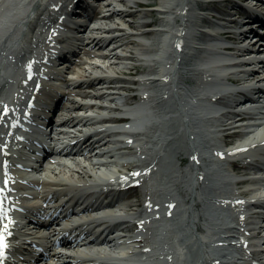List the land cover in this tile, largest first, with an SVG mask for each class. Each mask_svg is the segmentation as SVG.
Returning a JSON list of instances; mask_svg holds the SVG:
<instances>
[{"label": "bare ground", "instance_id": "obj_1", "mask_svg": "<svg viewBox=\"0 0 264 264\" xmlns=\"http://www.w3.org/2000/svg\"><path fill=\"white\" fill-rule=\"evenodd\" d=\"M95 1L98 0H91V3ZM79 3L83 4L84 9L90 11L92 6H89L90 2L87 4L79 0ZM103 3L110 8L107 12H111L102 17L93 16L91 25L97 20L100 21L96 27L88 24L81 26L83 29L86 26L87 29L82 31L81 35L78 34L80 37L73 49L75 54H79L85 48L84 55L91 57L89 47L98 48L102 51L100 56L110 60L108 71L91 73L84 68L77 77L70 80L68 87L93 85L99 80H104V83L118 84L116 86L118 88L105 89L111 92L92 97L103 102L110 99L111 103L116 104L107 106L98 101L78 102L72 99L70 100L72 104L65 102L68 108H75L76 112L84 110L92 112L93 116L77 115L74 118L70 116L63 119V124L65 127L75 128L79 124H84V128L88 124L97 126L93 133H80L84 138L91 135L94 136L93 138H98V141L86 144V147L90 149V152L98 150L96 156L102 159L108 160L107 157H109L108 162L119 157L120 162H117L115 166L121 169H117L118 171L112 169V177L99 178L93 173V169L96 168L93 163L88 165L89 167L83 163H77L78 170L72 168L71 171L68 169L55 171L54 169L53 174L58 176L44 182L43 193L33 194L32 199H42L44 204L34 209L46 210L49 202L63 193L73 196L71 202L79 201L84 195L90 193L119 196L120 193L125 192L122 186L128 179L140 181L143 183L129 189H134L131 197L136 199L127 204L129 211L136 212L138 216L126 214L127 216L123 218L114 215L106 217L122 220L123 226L131 233L121 237V242L125 244L123 246L125 250L121 252L123 257L129 255L133 258L125 260L121 256L116 259L120 262L118 264H263L261 262L264 252L256 251L252 254L244 248L248 241L251 242V247L254 246L252 243H258L255 230L260 216L254 215L251 208L262 197L260 196L262 192H252L246 186L250 181L248 179L251 178L237 180L232 172H237L241 176L249 175L248 169L239 159L242 155L250 158L256 156L258 159L263 158L264 161L263 150H255L264 148V121L257 127L251 124L249 126L251 128L247 127L249 129L246 130L245 126L240 127L237 124L231 127L230 119L219 123L217 119L209 117L210 103L216 100V96L220 97L221 101L230 99L226 82L228 77L222 78V76L230 68L227 63L231 59L230 56H222V53L217 50L218 46L208 48L204 45L206 41L205 36L202 38L203 35H201L203 32L201 25L207 22L205 18L211 17L208 2L203 0H196L194 3L191 0H103ZM43 4L46 5L47 0H0V57L12 58L18 55L22 26L33 23L32 18L36 16ZM120 4L124 8H121ZM198 6L205 10L201 12V16L192 10L199 8ZM47 9L45 8L42 13ZM235 11L230 10L228 13ZM125 16L133 18L124 25L133 29L132 32H127L123 24L115 23L117 18ZM255 16H259V12H256ZM150 17L154 20H147ZM81 19L83 18L76 21L80 22ZM110 21L112 24H109ZM159 22L165 25L164 30L153 28L154 24ZM163 32L169 33L168 35L171 33L173 43L168 42V37L162 40L156 38ZM186 42L191 46L190 50L197 53V56L189 58L197 57L195 63L198 64L195 68L188 70L196 74L192 80L194 85L189 86L180 79L181 70H187L188 65L183 63L184 56L181 52ZM111 44H114V47L109 52H105ZM197 44L199 47H196ZM202 46L205 49H202ZM69 57L68 62L64 61L60 67L72 66L69 64L72 63L69 62L72 61ZM79 62L81 68L85 64L95 70L99 68V65L83 59ZM122 65L125 67L121 69ZM199 66L204 67L205 72ZM121 74L125 76H120ZM136 74H147V76H143L141 80L127 78ZM259 75L253 72L248 74L247 78L238 75L237 79L238 81L248 80L243 82L245 86L242 84V88H245L252 86L250 82L257 79ZM137 81L146 90L153 89L147 98L135 93L134 87L127 86ZM38 84H44V81H38L34 85V91ZM98 85L104 88L103 84ZM28 86L29 84L20 86L22 88L19 89V93L26 94L30 89ZM124 91L133 94L127 98L123 96ZM214 93L217 95L211 99ZM56 94L65 95L61 91H56ZM67 95L82 96L85 99L89 97L87 92L75 88ZM125 98L126 103H117ZM134 104H136L135 107H128ZM149 110H153L150 113L152 118L142 115L147 114ZM67 111L70 112L71 109ZM108 111L123 116L104 115V112ZM174 114H178L175 121L178 124L176 129L170 123L173 121ZM223 114L225 115L224 112ZM227 114L226 112L224 118L228 117ZM21 116L19 106L0 101V188L3 189L0 193L2 196L0 237L3 238L0 242V264L5 258L4 250L10 246L9 229L13 231L19 229L17 225H14L16 219L12 218L10 211L18 203L13 199L14 190L17 188L14 185L16 182L12 180L9 182L8 177L14 176L4 172H10L11 168L15 169L16 163L21 161L22 156H9V150L7 151L4 147V142L13 128L15 119ZM146 118L153 119L152 122L150 120L149 125H146V121L144 124ZM129 119L134 122L119 124L127 123ZM152 123L154 127H151L149 135L139 132L143 126H150ZM215 125L220 128L218 132L214 129ZM103 126L108 128L105 129ZM153 129L154 132H152ZM244 131L249 132L244 134ZM218 133H222L220 143L216 138ZM143 136L146 138L145 142H142ZM8 141L9 144H14L13 140ZM148 144L151 147H148ZM224 146L234 147L225 150L222 148ZM246 148L248 151L245 150ZM141 149H148L153 154L152 157L136 161L137 155L144 154ZM133 156L136 159H133ZM230 157L234 159L228 166L221 165L222 161ZM175 159L185 168L177 167L173 162ZM97 164L109 166V163L106 164L104 160ZM82 171L83 174H81ZM14 172L19 171L15 169ZM66 173L70 177L63 176ZM77 177L78 180H75ZM86 178L91 180H85ZM148 179L156 188L148 186ZM141 184L142 188L144 187L142 194L138 191ZM65 206V202L54 205L57 207L54 212L61 211ZM103 208L106 207L102 205L100 209ZM184 226L198 235L195 245L197 248L187 243V233H183ZM3 228H6V232ZM87 235L89 237L90 232H87ZM88 257L105 260L112 258L109 253L92 254Z\"/></svg>", "mask_w": 264, "mask_h": 264}, {"label": "rangeland", "instance_id": "obj_2", "mask_svg": "<svg viewBox=\"0 0 264 264\" xmlns=\"http://www.w3.org/2000/svg\"><path fill=\"white\" fill-rule=\"evenodd\" d=\"M120 7L121 8H123L124 6L122 5V4H120ZM199 7V6H198ZM210 8L212 9V11H217V12H220V13H224V12H227V11H230V10H232V8H230V6H229V3H227V2H224L223 0H215V2L214 3H212L211 5H210ZM235 10V9H234ZM203 10H202V8H201V6L199 7V8H194L193 9V12H195V13H201ZM237 12V11H236ZM199 13V14H200ZM211 13H213V12H211ZM158 16L160 17V15L158 14ZM163 18H165V17H163ZM133 18H131V17H129V16H125V17H120L119 19H116L117 20V22L115 21V23H121V24H123V26L125 25V23L126 22H128L129 20L131 21ZM147 20H149V21H151V20H154V18H152V17H150V18H147ZM112 21H110L109 22V24H112L111 23ZM120 26H122V25H120ZM125 27V29H127V32H132L133 31V29H131L130 27H127V26H124ZM154 29H163V27L162 26H160V22H159V24L158 25H156V26H154L153 27ZM159 36H157L156 38L157 39H159V38H161V37H163L162 36V34L160 35V34H158ZM150 38V37H149ZM152 40V39H151ZM115 44V43H114ZM114 44L112 45L111 44V46L109 47V49H107L105 52H109V50H111V48H113L114 47ZM85 49V48H84ZM84 49L83 50H81V52H79V54H75V56L73 55V56H71V58H72V63H71V68H69V70L67 69L66 70V75L68 76V77H71V78H74V77H77L78 76V74H80L81 72H82V70L85 68V69H87V71H89V72H97V73H102V72H105V71H108L107 70V67L110 65V60H108V59H105V58H103L102 56H100V54L102 53V51H100V50H98V48H95V49H91V47H89V49H88V51L90 52V54L92 55L91 57L90 56H85L84 55V53H83V51H84ZM87 50V49H86ZM119 52H121V50H119ZM85 60V61H87V62H89V63H95V64H97V65H99V68H97L96 70L95 69H93V68H91V66H89V65H87V64H85V65H83L82 67L83 68H81L80 66H79V61H81V60ZM131 63H132V61H130ZM130 62H127V63H130ZM131 66V65H130ZM123 67H125V65H122V67H121V69L123 68ZM120 76H125V75H120ZM191 77H192V75H191ZM127 78H130V79H135V80H141L142 79V77H141V75H139V74H136V75H134V76H131V77H127ZM187 85L189 86V85H194V82H192L191 84H190V81L187 83ZM127 86H132V87H134L133 88V90L135 91V93H140V91L141 90H143L144 88H143V86L142 85H140V82H135L134 84H127ZM74 88L76 89V90H79V91H85V92H87L88 94H89V97H88V99H85V98H83L82 96H75V95H67V93H69L70 91H73L74 90ZM62 92L65 94V96L66 97H68V99H67V103L68 104H72L71 103V101H69V99H75V101H78V102H87V101H91V100H93V101H98V102H100V103H104V104H106L107 106H109L110 104H112V106H115V104L116 103H111V101H110V99H107L106 101H100V100H98V99H93L92 97H98V95H100V94H102V93H104V92H107V93H109L110 91H108V90H105V89H100V88H98V87H94L92 84L91 85H84V86H75V87H71V88H66V89H63L62 90ZM133 93L132 92H123V96L125 97V96H127V98H128V96H130V95H132ZM126 98L125 99H121V101H117V103H121V104H124V103H126ZM225 102V101H224ZM83 112V114H86V115H88V117L89 116H92V112H86L85 110L84 111H82ZM104 115H119L118 113H110L109 111L108 112H104ZM176 121V119L173 121V122H171V126L172 127H174L175 129H176V127H178V124L175 122ZM97 126H95V125H91V124H88L87 125V127H85V129H84V132H80L81 134H86V133H88V132H90V131H93L95 128H96ZM107 127V126H106ZM151 127H154L153 126V123L150 125V126H146V134H150L149 132L151 131ZM108 128V127H107ZM92 129V130H91ZM152 132H154V129L152 130ZM79 133V134H80ZM144 137V140L142 141V142H145L146 140V138H145V136H143ZM216 138H217V141L220 143V141L222 140V136L221 135H218V136H216ZM149 140V139H148ZM148 147H151V145L150 144H148L147 145ZM201 147L203 148V145L201 144ZM108 148V147H107ZM142 150V152H144V154H140V155H137V159H136V157L135 156H133L132 158L133 159H136V161L137 160H139V159H142V158H151L152 156L151 155H153V154H151V152H149L148 151V149L147 150H145V149H141ZM118 156H120V155H118ZM108 158V160H109V157H107ZM119 158V157H118ZM116 159V160H113L112 162H109V166L108 167H106V166H100V165H96L95 167V171H99V172H101V173H104V172H107V173H109V175H111L112 173H111V170L113 169V170H117V169H119V167L118 166H115V164H117V162H120V160L119 159ZM149 158V159H150ZM104 160H106L105 158H103ZM112 159V158H111ZM110 159V160H111ZM107 161V160H106ZM174 164L177 166V167H182V168H185V166L183 165H180L179 164V162L177 161V159H175L174 161ZM85 165L86 166H88L89 165V162H86L85 163ZM110 166H111V168H110ZM143 172H145V171H143ZM147 172V171H146ZM129 174H131V173H129ZM145 175H146V173H144ZM233 174H235V176L237 175V173L236 172H233ZM145 175H143L144 177H145ZM63 176H66V177H70L69 175H68V173H66V175H63ZM240 177V176H239ZM237 178V177H236ZM75 180H78V177L75 179ZM85 180H91V179H89V178H86ZM147 180V179H146ZM138 183H143V182H138ZM147 184H148V186L149 187H151V188H156L155 187V185L153 184V182H151L149 179H148V182H147ZM140 187V186H139ZM134 190V189H133ZM133 190H128V191H125V192H122V193H120L119 194V196H116L120 201H121V203H124V204H128L129 202H131V201H133V200H135L136 198H132L131 197V193L133 192ZM138 191H140V193L142 194L143 193V191H144V187L142 188V184H141V187L138 189ZM60 196V195H59ZM59 196H57V197H55V198H53V200L49 203V205H52V204H57L56 203V201H58L59 203L60 202H62V201H60V198H59ZM59 198V199H58ZM133 213V212H132ZM136 212H134V214H135ZM183 233L185 234V233H187L186 231H185V227H184V231H183ZM187 238H189V240L191 239L192 241L190 242V244L191 245H196V242H195V240L193 241V238H194V236H192V237H190L189 235H188V233H187ZM187 238H186V240H187ZM196 247V246H195ZM197 248V247H196ZM185 250V249H184ZM186 251V250H185Z\"/></svg>", "mask_w": 264, "mask_h": 264}, {"label": "snow or ice", "instance_id": "obj_3", "mask_svg": "<svg viewBox=\"0 0 264 264\" xmlns=\"http://www.w3.org/2000/svg\"><path fill=\"white\" fill-rule=\"evenodd\" d=\"M3 192V189L2 188H0V193H2ZM0 204H2V196H0ZM2 237H0V242H2Z\"/></svg>", "mask_w": 264, "mask_h": 264}]
</instances>
